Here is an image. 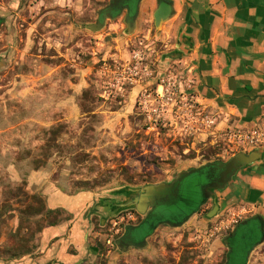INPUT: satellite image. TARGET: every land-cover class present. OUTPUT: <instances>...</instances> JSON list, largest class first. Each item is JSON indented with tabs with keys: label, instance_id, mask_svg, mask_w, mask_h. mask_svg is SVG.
I'll return each mask as SVG.
<instances>
[{
	"label": "rangeland",
	"instance_id": "obj_1",
	"mask_svg": "<svg viewBox=\"0 0 264 264\" xmlns=\"http://www.w3.org/2000/svg\"><path fill=\"white\" fill-rule=\"evenodd\" d=\"M145 1L138 0L133 10L131 30L126 11L107 19L99 31L87 28L98 22L99 12L111 0H88L81 14L58 15V27L70 22L74 26L69 41H60L57 47L42 44L41 53L33 49V54H42L46 56L42 63L61 68L50 77L34 76H47L35 89L33 77L28 78L26 94L21 87L12 90L11 74L16 70L7 76V70L0 72V86H6L0 90V257L4 260L21 255L31 232L35 235L45 225L38 214L31 216L46 207L44 198L30 187L34 172L52 173L71 193L114 192L124 206L145 187L171 184L183 172L209 163L256 151L261 158L251 165L264 159V126L223 125L202 100L191 52L184 50L177 31L163 28L167 22L154 21V11L139 12ZM56 50L69 52V59L52 60ZM41 62L32 58L23 69L39 70ZM70 96L74 103L62 106ZM238 133L242 138L234 137ZM203 177L191 174L178 196L165 194L158 210L163 219L195 213L193 219L179 227L159 225L138 248L136 264H226L229 236L256 213L251 207L225 209L236 174L226 187L211 191L201 206ZM215 202L219 210L208 218ZM143 218L136 208L120 210L112 218L114 224L96 227L110 236L109 251L121 250L124 246L117 241L126 227L138 226ZM149 232L144 226L137 234ZM230 244L235 245L232 240ZM257 252L254 258L264 259V246ZM254 258L251 264L262 263L263 259ZM233 261L246 264V256L240 254Z\"/></svg>",
	"mask_w": 264,
	"mask_h": 264
},
{
	"label": "crops",
	"instance_id": "obj_2",
	"mask_svg": "<svg viewBox=\"0 0 264 264\" xmlns=\"http://www.w3.org/2000/svg\"><path fill=\"white\" fill-rule=\"evenodd\" d=\"M87 4L88 0H0V72L7 70V76L16 70L11 74L12 90L21 87L26 94L28 78L33 77L35 89L42 79L37 76L58 72L61 66L42 63L46 56L33 54V49L41 53L42 44L57 47L60 41H69L74 26L70 22L58 27L57 17H65L66 12L81 14ZM146 11H154L156 23L167 22L163 28L178 32L184 50L191 52L196 62L202 100L220 116L223 125L245 129L264 126V0H146L139 12ZM55 52L52 60L69 59V52ZM32 58L36 64L41 62L39 70L25 72L23 65ZM18 65L22 70L17 71ZM74 101L70 96L61 105L71 106ZM236 177L225 209L251 207L256 214L240 224L253 220L249 226L256 230L260 228L258 218L263 227L262 238L245 243L246 255L244 251L242 257L245 255L246 264H251L260 253L256 251L264 246V159L257 165L243 166ZM29 182L33 194L44 198L50 219L34 235L31 253L12 260L0 257V264H136L142 247L109 251L110 236L96 227L115 223L112 218L123 207L119 195L71 193L49 172H34Z\"/></svg>",
	"mask_w": 264,
	"mask_h": 264
},
{
	"label": "water",
	"instance_id": "obj_3",
	"mask_svg": "<svg viewBox=\"0 0 264 264\" xmlns=\"http://www.w3.org/2000/svg\"><path fill=\"white\" fill-rule=\"evenodd\" d=\"M138 4V0H112L111 4L102 9L99 13L98 22L94 25L87 26V28L91 29L92 31H99L101 30L105 24L107 19H114L116 16L122 13L123 9H127L128 14L126 16V22L128 28L131 30L135 26V17L136 12L133 11ZM261 158V152H252L250 154L246 153H239L233 156L227 162H212L207 165L201 166L199 168L190 170L188 172H183L182 174L178 175V177L171 183V184H159V185H152L147 186L142 190V194L139 196L133 197V202L124 205L122 210H130L136 208L140 214L145 215L146 208H148L149 203H151L153 210L148 214L145 220L139 224L138 226H127L124 232V235L118 241V244H121L125 247H135L141 248L146 243V238L152 234L157 226L160 224H166L171 227H179L183 225L187 219L191 216H185L181 219L176 218H168L163 219L160 214L159 207L162 205L155 206L153 201L155 198L159 196H165L166 193H170V195L178 196L180 188L184 182V180L190 176L191 174H203L205 184L204 188V198L201 201V206L206 203L209 198L208 191L220 190L226 187L227 183L230 179L243 167L251 165ZM155 206V207H154ZM219 210L218 204L215 202L214 207L208 218H212L216 216ZM160 222V223H159ZM253 222V220L246 221L240 224L235 232L233 233V237L230 238L229 242L232 240L234 244H242L247 243L252 244L255 239L260 236L263 237V227L260 223V220L256 218V222H259V229L253 230L252 227L249 225ZM147 226L150 229V232L144 236L138 235L137 232L141 227ZM247 226V229H246ZM249 226V227H248ZM232 245H230L231 248ZM242 246H245L242 244ZM246 249V248H245ZM241 254V253H240ZM246 255V251L244 252ZM244 255V256H245ZM243 256V255H242Z\"/></svg>",
	"mask_w": 264,
	"mask_h": 264
},
{
	"label": "flooded vegetation",
	"instance_id": "obj_4",
	"mask_svg": "<svg viewBox=\"0 0 264 264\" xmlns=\"http://www.w3.org/2000/svg\"><path fill=\"white\" fill-rule=\"evenodd\" d=\"M111 2H112V0H111ZM111 2L109 3V5L111 4ZM108 5V6H109ZM107 6V7H108ZM124 11H126L127 12V14H128V11H127V9H123V11H122V13L124 12ZM100 13V12H99ZM126 14V15H127ZM99 17V16H98ZM209 192V198H210V196H211V191H208ZM208 198V199H209ZM164 201H166V198H165V196H159L158 198H155V200L153 201V203L155 204V206H158V205H161ZM149 203V205L150 206H148V208H147V211H146V213H145V215H144V218H143V221L145 220V218L148 216V214L153 210V207H152V205H151V203L150 202H148ZM154 206V207H155ZM195 214V213H194ZM193 214V215H194ZM193 215H191L190 217H192ZM189 217V218H190ZM189 218L187 219V221L189 220ZM142 221V222H143ZM186 221V222H187ZM141 222V223H142ZM160 223V222H159ZM161 225V224H160ZM158 227V226H157ZM156 227V228H157ZM155 228V229H156ZM123 235H124V233H123ZM122 235V236H123ZM121 236V237H122ZM233 236V235H232ZM231 236V237H232ZM230 240V239H229ZM234 243V242H233ZM244 245H247V244H245V243H243ZM230 243H229V245H228V247H229V249H228V254H227V261H226V264H235V261H233V258L234 257H236V256H240V253H241V255H242V253L245 251V246H242V245H240V244H235L234 246H231V248H230Z\"/></svg>",
	"mask_w": 264,
	"mask_h": 264
},
{
	"label": "trees",
	"instance_id": "obj_5",
	"mask_svg": "<svg viewBox=\"0 0 264 264\" xmlns=\"http://www.w3.org/2000/svg\"><path fill=\"white\" fill-rule=\"evenodd\" d=\"M38 214V215H37ZM37 215V217H39V216H41L39 219H44V220H48V218L50 217V214L46 211V207H45V210L43 211V213H32L31 214V216L32 217H35ZM50 219V218H49ZM42 229V228H41ZM41 229L39 230V231H41ZM38 231V232H39ZM33 231L31 232V235H30V240H28L27 241V244H29V246H28V248L21 254V255H19V256H15V257H20V256H22V255H24V254H28V253H31L32 252V250H33V248L35 247V245L34 244H30V241H31V237L33 238L34 237V235H33Z\"/></svg>",
	"mask_w": 264,
	"mask_h": 264
},
{
	"label": "built area",
	"instance_id": "obj_6",
	"mask_svg": "<svg viewBox=\"0 0 264 264\" xmlns=\"http://www.w3.org/2000/svg\"><path fill=\"white\" fill-rule=\"evenodd\" d=\"M234 137L242 138V136L239 133L238 134H235Z\"/></svg>",
	"mask_w": 264,
	"mask_h": 264
}]
</instances>
